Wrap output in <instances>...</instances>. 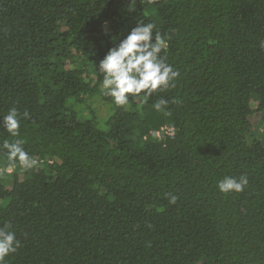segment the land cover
I'll return each mask as SVG.
<instances>
[{
    "label": "trees",
    "instance_id": "obj_1",
    "mask_svg": "<svg viewBox=\"0 0 264 264\" xmlns=\"http://www.w3.org/2000/svg\"><path fill=\"white\" fill-rule=\"evenodd\" d=\"M138 22L180 76L117 107L98 65ZM262 42L264 0H0V145L15 107L37 161L0 151L6 264H264Z\"/></svg>",
    "mask_w": 264,
    "mask_h": 264
},
{
    "label": "clouds",
    "instance_id": "obj_2",
    "mask_svg": "<svg viewBox=\"0 0 264 264\" xmlns=\"http://www.w3.org/2000/svg\"><path fill=\"white\" fill-rule=\"evenodd\" d=\"M154 23H137L130 33L112 47L99 61L98 70L102 74L101 91L110 97L117 107L129 105L141 94L151 95L157 90L175 87L180 72L168 64L161 53L166 49L165 39L156 32ZM264 47V42L261 43ZM166 101L160 100L155 104L161 109ZM27 117V113L23 114ZM21 114L13 107L3 116L2 126L13 138L4 140L0 145L6 160L10 164H18L28 170L36 166L37 161L25 150L24 140L20 137ZM248 184L246 175L239 178L225 176L217 182L220 192L240 193ZM170 195L169 203H175L177 197ZM11 222L0 227V264H6L5 258L17 252L20 240L16 232L11 230Z\"/></svg>",
    "mask_w": 264,
    "mask_h": 264
},
{
    "label": "rangeland",
    "instance_id": "obj_3",
    "mask_svg": "<svg viewBox=\"0 0 264 264\" xmlns=\"http://www.w3.org/2000/svg\"><path fill=\"white\" fill-rule=\"evenodd\" d=\"M96 107L98 108L99 116H103L107 113L106 111L108 110V107L106 106V104L98 103ZM251 123H252V130L256 131L260 139H264V113L258 112V113L253 114L251 116Z\"/></svg>",
    "mask_w": 264,
    "mask_h": 264
},
{
    "label": "built area",
    "instance_id": "obj_4",
    "mask_svg": "<svg viewBox=\"0 0 264 264\" xmlns=\"http://www.w3.org/2000/svg\"><path fill=\"white\" fill-rule=\"evenodd\" d=\"M161 131H166V132L170 133V132H173V128L166 125V126L162 127ZM160 132H158V133H160Z\"/></svg>",
    "mask_w": 264,
    "mask_h": 264
}]
</instances>
